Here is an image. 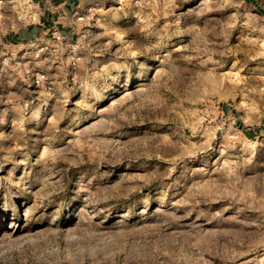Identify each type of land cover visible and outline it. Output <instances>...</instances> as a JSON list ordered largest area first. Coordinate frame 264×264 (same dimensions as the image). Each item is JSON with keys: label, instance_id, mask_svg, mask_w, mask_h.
Wrapping results in <instances>:
<instances>
[{"label": "rangeland", "instance_id": "rangeland-1", "mask_svg": "<svg viewBox=\"0 0 264 264\" xmlns=\"http://www.w3.org/2000/svg\"><path fill=\"white\" fill-rule=\"evenodd\" d=\"M38 19L0 0V264H264V0Z\"/></svg>", "mask_w": 264, "mask_h": 264}, {"label": "crops", "instance_id": "crops-1", "mask_svg": "<svg viewBox=\"0 0 264 264\" xmlns=\"http://www.w3.org/2000/svg\"><path fill=\"white\" fill-rule=\"evenodd\" d=\"M30 1L32 7L39 13V19L31 30H25L21 33L27 35L31 32L40 33L50 29L57 30L62 36L72 38L75 29L78 26L76 19L77 10L83 8L87 0H27ZM5 40L0 43L5 44Z\"/></svg>", "mask_w": 264, "mask_h": 264}, {"label": "trees", "instance_id": "trees-1", "mask_svg": "<svg viewBox=\"0 0 264 264\" xmlns=\"http://www.w3.org/2000/svg\"><path fill=\"white\" fill-rule=\"evenodd\" d=\"M31 28H32V26L28 27L27 29H28V30H31Z\"/></svg>", "mask_w": 264, "mask_h": 264}, {"label": "built area", "instance_id": "built-area-1", "mask_svg": "<svg viewBox=\"0 0 264 264\" xmlns=\"http://www.w3.org/2000/svg\"><path fill=\"white\" fill-rule=\"evenodd\" d=\"M29 6H31L32 7V4H31V2L29 1Z\"/></svg>", "mask_w": 264, "mask_h": 264}]
</instances>
